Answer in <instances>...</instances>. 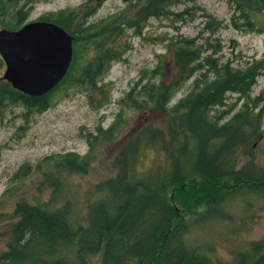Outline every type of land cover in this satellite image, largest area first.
I'll return each instance as SVG.
<instances>
[{"label":"rangeland","instance_id":"374dc122","mask_svg":"<svg viewBox=\"0 0 264 264\" xmlns=\"http://www.w3.org/2000/svg\"><path fill=\"white\" fill-rule=\"evenodd\" d=\"M33 1L25 24H56L57 13L73 12L74 29H64L73 39V54L63 81L50 92L47 111L28 112L4 101L0 116V257L7 252L11 228L19 220L15 216L17 203L62 217L73 231L87 229L94 221L96 208L110 207L119 194V177L158 173L170 165V170L163 171L165 176L177 171L179 165L189 167L191 148L199 147L203 138L210 152L222 147L220 158L225 153L229 157L238 154L240 160L234 171L249 173L264 168V116L260 127L247 118L237 121L235 116L246 102L238 95L228 93L226 105L213 108L217 115L228 113L218 125L208 129L202 123L193 130L183 121L185 110L175 109L198 92L194 86L197 75L181 86L165 109L137 110L126 99L141 75L154 76L155 82L160 76L165 83L175 77L171 43L181 38L196 39L197 45L219 44L221 49L213 58L220 65L229 64L236 70L258 62L264 65V0ZM208 16L223 23L214 35L205 28ZM110 17L117 19L104 28ZM1 21L0 30L12 31ZM105 50L124 52L120 61L105 68L103 75L100 72L92 76L104 92H90L91 84L83 75ZM209 54L210 50L202 57ZM4 71L1 59L0 92L12 93L16 90L2 79ZM261 91L264 71L257 77L251 97ZM256 112L251 111V119ZM117 122V137L93 149V161L85 170L57 167L65 154L86 156V135L99 126L107 129ZM221 125L228 133L217 135ZM193 180L169 195L178 217L173 226L180 221L189 226L191 247L214 264H238L244 257L249 258L248 245L252 250L264 248V193H232L225 201L207 206L208 196L197 203L189 192H183L185 187L189 191L197 188L202 181L199 176ZM229 186L220 183L212 196ZM65 254L63 264H76L70 252ZM48 255L42 253L41 259L46 260ZM59 255L64 256L62 249ZM85 264H103L102 251L85 256Z\"/></svg>","mask_w":264,"mask_h":264},{"label":"trees","instance_id":"16d2710c","mask_svg":"<svg viewBox=\"0 0 264 264\" xmlns=\"http://www.w3.org/2000/svg\"><path fill=\"white\" fill-rule=\"evenodd\" d=\"M32 3L33 0H0V19L6 20H0L1 24L12 31L24 26ZM207 18V32L214 35L223 28L221 21H215L209 16ZM75 19L73 12L62 11L57 13L55 23L69 32L74 29L72 24ZM115 19L117 17H110L104 28ZM75 32H79L76 26ZM220 49L219 44L213 47L209 42L197 45L196 39L173 40L170 53L175 77L165 83L160 76L155 82L154 76L141 75L140 82L134 84L126 99L137 110L156 112L158 109H165L181 86L197 75L194 86L198 92L188 96L175 109L185 110L183 121L188 129L201 127L202 123L208 129L218 125L219 120L228 113L217 115L213 108L224 107L228 93L236 94L246 101L235 116L237 121L247 118L253 126L260 127L264 116V91L253 98L251 94L257 77L264 71L263 63H254L244 70L233 69L229 64L220 65L213 58ZM209 50L210 54L202 57ZM123 52L112 53L105 50L94 58L83 75V79L91 84L90 92H104L92 80V76L96 77L100 72L103 75L107 70L105 68L111 63L120 61ZM50 92L40 98H30L18 91L7 94L0 92V116L5 100L20 105L28 112L43 113L50 106ZM254 110L257 112L251 119L250 113ZM118 125L117 122L107 129L99 126L94 133H88L85 139L89 153L82 158L71 153L65 154L57 167L85 170L93 161V149L110 143L117 137ZM216 133L224 135L228 131L221 125ZM199 147L191 148L189 167L179 165L183 170L179 167L177 171L163 176L164 170H170L171 166L168 165L158 173L137 176L128 174L123 179L119 177V194L110 207L96 208L94 221L87 229L73 231L62 217L24 202L17 203L15 216L19 220L11 228L7 252L0 257V264H63L66 252L71 253V259L76 264H85V256H93L101 251L103 264H214L206 255L190 246V229L185 222L180 221L173 226V220L178 217L171 204L170 191L182 188L187 182L193 183L194 177L199 176L202 181L198 187L190 191L185 187L183 192H189L187 194L197 203L208 196L206 205L212 206L225 201L226 196L232 193H264V168H257L249 173H244V170L234 171L240 160L238 154L229 157L225 153L220 158L222 147L216 152H210L211 148L206 145L204 138ZM220 183H228L229 189L224 188L223 193L212 196ZM61 249L64 251L62 258L59 255ZM247 250L249 258L244 257L238 264H264V248L252 250L248 245ZM44 252L49 254L46 260L41 259ZM34 254L35 258L31 259Z\"/></svg>","mask_w":264,"mask_h":264},{"label":"water","instance_id":"95a60500","mask_svg":"<svg viewBox=\"0 0 264 264\" xmlns=\"http://www.w3.org/2000/svg\"><path fill=\"white\" fill-rule=\"evenodd\" d=\"M72 38L50 22L27 23L18 30H0L2 79L30 98H40L59 85L72 61Z\"/></svg>","mask_w":264,"mask_h":264}]
</instances>
